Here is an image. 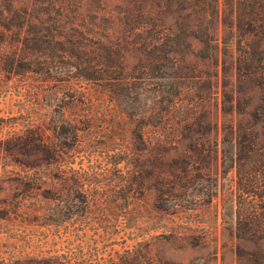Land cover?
<instances>
[{
    "label": "rangeland",
    "instance_id": "rangeland-1",
    "mask_svg": "<svg viewBox=\"0 0 264 264\" xmlns=\"http://www.w3.org/2000/svg\"><path fill=\"white\" fill-rule=\"evenodd\" d=\"M16 1L48 7L40 0ZM120 6V0H85L78 11ZM12 39V32L0 31V264H35L49 255L73 264H108L110 255L159 233L164 238L151 239V251L174 264H240L239 254L264 255V232L238 237L230 190L234 168L230 160L220 162L221 147L230 157V145L218 141L210 177L192 175L187 201H176L185 208L160 211L157 206L170 201L155 200L156 162L153 153L145 156L139 140L140 131L147 137L156 130L140 124L152 87L136 79L80 81L57 45L46 55L45 45H27L28 61H16ZM109 61L118 77L117 58ZM124 63L129 69L136 61L126 57ZM226 76L234 79L232 72ZM156 82L163 87L165 80ZM250 96L264 109V90L255 87ZM257 115L264 119V111ZM48 157L56 161L46 165ZM34 172L38 189L22 181Z\"/></svg>",
    "mask_w": 264,
    "mask_h": 264
},
{
    "label": "trees",
    "instance_id": "trees-1",
    "mask_svg": "<svg viewBox=\"0 0 264 264\" xmlns=\"http://www.w3.org/2000/svg\"><path fill=\"white\" fill-rule=\"evenodd\" d=\"M84 1L40 0L41 7L48 6L40 10L16 0L0 3V31L14 34L16 61H28L27 45H45L42 55L57 45L61 58L72 60L70 66L80 81L122 78L150 85L149 106L140 124L156 130L147 137L140 131L139 140L145 156L153 153L156 162L155 200L170 201L158 210L185 208L176 201H187V184L194 173L206 177L213 173L219 141L232 147L230 157L221 147L220 162L223 166L225 159L230 160L234 168L230 190L238 237L264 232V119L257 115L264 109L250 96L255 87L264 90V0H120L116 10L92 14L78 11ZM112 57L118 60V77H113L109 65ZM126 57L136 61L129 69ZM188 58L208 69L199 70ZM229 72L233 80L228 78L231 74L226 76ZM158 79L165 80L163 87ZM53 161L48 157L45 164ZM36 174L23 175L22 181L38 189ZM154 238L164 237L160 233L141 237L131 248L110 255L108 264H174L151 251ZM238 256L240 264L243 259L264 264V255ZM34 262L73 264L69 258L51 255Z\"/></svg>",
    "mask_w": 264,
    "mask_h": 264
}]
</instances>
